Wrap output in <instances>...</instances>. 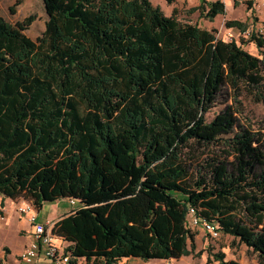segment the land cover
I'll list each match as a JSON object with an SVG mask.
<instances>
[{"label":"trees","instance_id":"trees-1","mask_svg":"<svg viewBox=\"0 0 264 264\" xmlns=\"http://www.w3.org/2000/svg\"><path fill=\"white\" fill-rule=\"evenodd\" d=\"M42 2L36 40L24 33L34 16L0 17V195L38 211L78 201L53 229L74 262L193 256L192 207L264 264V131L240 120L243 96L264 104V58L244 49L263 55L264 31L239 45L151 0ZM189 12L214 22L226 7L203 0ZM192 147L219 153L194 174Z\"/></svg>","mask_w":264,"mask_h":264},{"label":"rangeland","instance_id":"rangeland-1","mask_svg":"<svg viewBox=\"0 0 264 264\" xmlns=\"http://www.w3.org/2000/svg\"><path fill=\"white\" fill-rule=\"evenodd\" d=\"M151 1L155 6H159L166 16L171 14L174 6H168L165 0ZM182 1L183 0L179 1L177 4L178 7L176 8L177 18L179 21L182 23L197 24L201 28L216 29L218 31L217 36L224 41L235 40L239 45H241L242 40H247L249 32L252 30L264 31V7H255L251 4V7L255 9L250 13V16H248L247 19L245 12L243 15L242 13H238L239 16L237 17V20L247 22L250 27L247 33L241 34L236 29H228L225 27V23L228 21L226 16H219L214 20V22H210L201 18L198 12L190 13L189 11L191 8L187 9L186 4ZM193 1L196 3L197 0H192L191 3H193ZM16 3H18L16 6V14L12 15L9 8ZM244 4L245 10L249 11L250 4ZM30 16H34L35 19L28 27V30L24 33L32 40H36L38 37L43 35L47 21L42 0H0V17H3L11 24L14 25L19 22H24ZM244 49L254 56L264 58V54L260 55V52L254 44H246ZM225 101V99L219 100L216 106L206 115L207 122L213 120L214 117L225 108ZM241 103L242 105L240 106V110L243 112L240 116L241 123L250 125L255 132L264 131V104L256 103L247 96H243L241 98ZM185 153L187 158L192 162V172L196 174L200 165L206 162V160L217 155L219 150L216 148L206 149L192 147L191 149H186ZM61 203H63L65 207H71L67 200H62ZM53 204L49 203L47 206H51ZM60 208L62 209V206ZM52 212L53 210L50 209L49 211L46 207L39 210L37 214V222L47 224V220ZM16 221L17 216L14 214L11 215L12 226L15 225ZM192 232L196 234V254L188 258L189 264H218L214 262V256L219 253L225 254L226 261H236L240 264L258 263V255L231 236H226L221 233L219 238L211 239L208 234L199 228L192 229ZM0 239L1 243H7L12 249L13 240L10 237L5 235V237ZM2 253L3 256H6L8 253L7 248L3 249ZM136 261L137 260H133L132 263L134 264ZM0 264H3L2 260Z\"/></svg>","mask_w":264,"mask_h":264},{"label":"crops","instance_id":"crops-1","mask_svg":"<svg viewBox=\"0 0 264 264\" xmlns=\"http://www.w3.org/2000/svg\"><path fill=\"white\" fill-rule=\"evenodd\" d=\"M180 0H177L175 4L171 5L174 6L172 8V13L176 10L178 7V3ZM203 0H197L196 3H191L192 0H183L182 2L186 4V8H198ZM207 2H216L221 1L225 4L226 7V17L228 20H237V17L239 16L238 13L245 12L246 19L248 16H250V13L255 9L252 8V10H245V4L242 0H206ZM169 6V5H168ZM183 6V4H182ZM264 22V21H263ZM23 199H7L4 198L2 195H0V238H3L6 236L10 237L13 240L12 249L8 246L7 243H1L0 239V262L3 261V264H22L20 256L23 253L24 249L29 245L30 243V224L27 219V217H23L19 215L16 211V204L20 203ZM62 201L52 203L53 205L47 206V203L42 206V209L46 207L47 210L50 211L53 210L51 215L49 216L47 223H52L55 225L58 221H60L62 218L69 216L72 214L74 208L65 207ZM64 202V201H63ZM69 202V201H68ZM70 205V203H69ZM62 206V209L60 208ZM71 206V205H70ZM41 209V210H42ZM17 216V221L14 226H12L11 222V215ZM7 248V255L3 256V249ZM189 257H183L178 261H171V264H189L188 263ZM133 260H137L134 264H165L163 261H149L145 262L140 259H123L119 261L117 264H133ZM42 264H48L46 262Z\"/></svg>","mask_w":264,"mask_h":264},{"label":"built area","instance_id":"built-area-1","mask_svg":"<svg viewBox=\"0 0 264 264\" xmlns=\"http://www.w3.org/2000/svg\"><path fill=\"white\" fill-rule=\"evenodd\" d=\"M244 3L252 4L255 7H264V0H242ZM71 207L76 208L79 202L69 200ZM16 211L19 215L27 217L30 224V243L20 256L22 264H85L74 262L71 255L66 252L68 243L58 237L54 232L52 223L41 224L37 222L38 210L26 200L16 204ZM187 224L190 229L199 228L210 236L211 239L220 237L219 227L198 215V212L188 208ZM165 264H171L166 261Z\"/></svg>","mask_w":264,"mask_h":264}]
</instances>
